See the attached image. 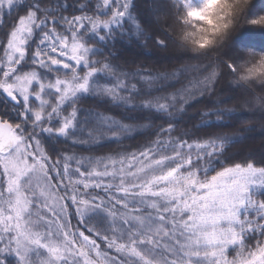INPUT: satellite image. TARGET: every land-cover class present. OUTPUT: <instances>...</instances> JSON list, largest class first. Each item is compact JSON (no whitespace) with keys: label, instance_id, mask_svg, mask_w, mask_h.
Listing matches in <instances>:
<instances>
[{"label":"snow or ice","instance_id":"obj_1","mask_svg":"<svg viewBox=\"0 0 264 264\" xmlns=\"http://www.w3.org/2000/svg\"><path fill=\"white\" fill-rule=\"evenodd\" d=\"M244 32L255 0H0V264H264V152L230 154L264 138ZM126 36L166 55L125 70Z\"/></svg>","mask_w":264,"mask_h":264},{"label":"trees","instance_id":"obj_2","mask_svg":"<svg viewBox=\"0 0 264 264\" xmlns=\"http://www.w3.org/2000/svg\"><path fill=\"white\" fill-rule=\"evenodd\" d=\"M138 5L143 6V0H137ZM257 7L264 6V0H255ZM239 40L241 43H261L264 41V38L260 37L257 34L250 32H244L240 35ZM143 41L141 40L137 43L134 39L129 37H124V39H118L113 51L119 53V58L114 60V64H119L125 70H135L136 68L145 65L149 68L157 64L162 56L166 55L165 53L157 52L151 43L146 47H141ZM221 87H227L226 84L222 83ZM85 108H97L100 111H105L109 106L99 105L96 102L89 101L83 105ZM119 109H113V113L119 112ZM192 123H195L193 121ZM141 139L125 141V146H135L138 143H141ZM57 147L67 148L68 152H77V154L83 155H93L101 156L107 154L113 150H116L119 146L112 144L104 148H99L95 152H83L81 153L80 148L72 147L71 145H58ZM264 152V138H261L258 133L253 134L250 139L244 141L241 144H237L230 149V154H232L237 159H242L248 155H254L256 159H259L261 153Z\"/></svg>","mask_w":264,"mask_h":264},{"label":"rangeland","instance_id":"obj_3","mask_svg":"<svg viewBox=\"0 0 264 264\" xmlns=\"http://www.w3.org/2000/svg\"><path fill=\"white\" fill-rule=\"evenodd\" d=\"M73 223L75 224V220H73Z\"/></svg>","mask_w":264,"mask_h":264}]
</instances>
